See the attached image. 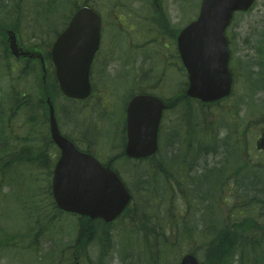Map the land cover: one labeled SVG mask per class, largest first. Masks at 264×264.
Returning a JSON list of instances; mask_svg holds the SVG:
<instances>
[{
	"label": "rangeland",
	"instance_id": "rangeland-1",
	"mask_svg": "<svg viewBox=\"0 0 264 264\" xmlns=\"http://www.w3.org/2000/svg\"><path fill=\"white\" fill-rule=\"evenodd\" d=\"M87 1L99 10L98 12H100L104 17V21L106 23L109 21L108 30L105 33L104 41L102 42L101 49L97 55L98 59L96 64L99 63V61L104 57L106 58L109 45L112 46L113 42H118L119 40H122L123 45L125 41L123 40L121 33L110 28L111 18L114 15H119L117 18L119 23L121 21L120 15L123 13L126 15V21L128 23L137 24L139 18L136 17V10L138 9L139 4L137 3V5L134 7V2H147L151 7L153 3V0ZM161 1L163 4V9L167 12V14L173 16L176 28L180 26L183 27L186 23L194 19L198 13L200 5V0ZM10 2L11 1L7 0L4 3L7 4ZM82 2H84V0L64 1L63 4L61 3V6L54 5V9L51 12L40 8H34L33 10L30 9V11H28L27 6H22V14H31L32 16L29 18L32 20L34 19L35 23L32 21L30 26H28L27 21L22 24L19 20V42L24 46H29L31 43L30 41L33 40L30 39L32 36V32L30 30L35 26L37 30L43 33L41 39L38 36L36 37V43L44 47V49L40 47L39 49L42 53L46 54L51 48L53 40L56 36V32L59 33L63 29L71 15L70 13L68 16L67 12L69 11L65 10L74 8L75 4L78 5ZM66 3L68 5H66ZM123 4H126L127 8H125ZM62 10H64L63 13ZM235 16L236 20H246L249 25L254 26V30L256 32L255 44H257L259 47L260 43L262 42L260 45V50L264 51V28L258 31L260 22H262L264 25V0H258L256 6L250 11V13L236 14ZM15 17L17 19L18 16ZM13 18L10 16L6 22H12ZM132 35L133 38L136 37L135 31L132 32ZM243 36L245 39L251 42L252 38L250 37V33H244ZM140 42L141 41H137L136 43L140 44ZM113 47L120 48L118 45H113ZM238 50L245 52L246 48L242 46L238 48ZM251 53V49H248L246 54L251 55ZM46 66L48 68V73H51L52 65L50 58H46ZM145 66L147 68V73L145 72L141 75L143 76L144 85H146L147 88H151L152 84H154V81L150 76V69L153 68V65L148 62L145 64ZM113 69L116 71L114 73L110 72V74H108L110 67L105 69V71L104 68L96 71V74L93 77V85H95L93 88L95 90L94 99L74 102L68 101L67 99L65 100L63 96L58 95L57 103L56 105L54 104L56 117L59 121L58 123L63 128L61 130L64 133L76 138L77 143L82 144L81 148L90 149L101 162H106V159L109 156L116 155V153H118L120 150L119 147L121 134H123L121 123L124 121V105L127 101V98H130V93L136 91L133 88L135 81H128L124 79L123 76L120 77L119 71L121 70L118 67H114ZM43 76L44 75L37 60H30L26 66L22 62L16 61L9 53H6L4 45H2L0 42V132L2 131V134H5L7 137V139H5L1 138L0 136L2 139L0 140V161H2L0 165H2L4 169L11 171V166H14L16 167V170L20 172V175L16 177V181L10 183H7L6 180L0 181V213H5V210L7 209L4 208L8 204L11 208L10 212L7 210L8 213L6 217L0 215V242L3 243V245H6L4 247H0V264H44L41 254L39 253L38 245H40V241L42 239L41 236L45 234L44 232H47L45 227L48 222L50 224L48 231L52 224L56 229V233L52 235V240H54L57 245L61 247L63 246L60 257L65 255L64 259H68L70 262L71 254L78 253L77 251L79 249L77 246L73 248V245H71L75 243V240L77 241L76 237L79 222V220H77L78 217L70 214L65 215L63 212L60 213L58 210H56L53 198L50 194L52 170L55 163V157H58L59 151L56 147H48V152L52 153L53 156L52 160H47L45 165L40 161L25 158L23 154L24 152L30 151L31 149L36 151L44 149L43 145L41 144V140L43 137H46L48 133V123L45 122V117H48V109L47 105L45 104L44 90L41 86ZM176 77L177 79L173 80V82H180L181 78L178 76ZM50 78H52V76ZM119 79H124V83L118 84ZM184 80L185 79H182L180 88L183 87ZM49 83H51V81H49ZM170 86L171 83L169 82L168 86H165V90H168L170 95L172 92L174 95H176V84V87H174L175 91L171 90ZM246 90H248V87L246 86L245 82L240 85H235L232 95L228 97L226 101H222L216 105L208 106L209 109L201 107L204 110L198 114V119L202 120L205 113L206 121H219V118L223 117L224 123L227 124L245 121L257 122V120L258 122H264V115L261 116V113H264V95L255 96L250 93L245 95L244 92H246ZM23 92L25 97L21 96ZM99 94H108L109 100L106 102V104L112 105L111 108H104L103 103L97 100V96ZM228 102H233L235 104L234 107L229 110L231 114H228L226 111V107L229 105L223 107L221 106L227 104ZM191 103L192 105H190V108L192 109V117L193 112L197 106L200 107V104L193 101H191ZM212 111L217 112L218 116H213ZM86 113L88 116L85 122L80 124L79 120H84V114ZM115 113H118L119 115H116ZM170 117L173 119V121L183 122L182 116L178 112L172 114ZM196 121L197 120L192 119L191 122L194 123ZM256 128L257 127L255 126L252 132L255 140L257 138ZM222 132L224 134L226 130L224 129ZM83 134H86V136L83 137ZM37 135H40L38 141ZM123 142L124 139H122L121 143ZM250 150H253V154L262 153L256 150L254 142L253 145L252 143L250 144ZM259 159L264 160V157H260L259 155L258 158L254 159V163H260ZM215 161L216 158H212V156L208 157L206 160L204 157L201 160L200 166L196 169H202L206 165L212 164ZM114 165L119 171L123 173L125 172L128 180L127 181L125 179V181L133 192V189L136 187L134 185L135 179L131 175L136 176V170H132L130 175L125 170V167L132 164L126 163L120 159ZM137 165L143 167V169H145L149 174H151V171H157V166L159 168H166L172 171L170 163L166 164L165 162H162V158L160 157L144 159L137 163ZM261 165L262 166L257 164V166L264 168V163ZM259 167L255 168V170L260 171L261 169ZM186 180L187 182L182 175L177 178L176 182L171 181L173 182L171 183L165 181L167 184L163 192H160L156 188L154 189V198L151 202V208L154 212L153 221L158 218L168 219L169 217H172L173 219L175 215L181 213V215H178V217L183 216L182 220L187 223L184 228L190 229L191 226H194L190 222L193 221L194 223V219L198 213L195 211L192 212L191 209L186 210V199H190V195H192L190 192H193L190 185V178L186 177ZM203 186L206 185L202 184L201 187ZM136 191L139 197L133 199L130 209L140 204L141 199H150L148 197V191L143 190L142 187L141 189L138 188ZM12 199H14L13 206L10 204ZM194 202L196 203V207H202L200 203L196 201ZM25 216H28L27 219ZM144 219H146V216L143 215L141 218H139V223H144L142 221ZM122 224L123 218L115 221L111 227L113 230L114 250L112 252L109 250L108 253L110 254L104 259L108 262H112V264L121 263V249L125 244ZM95 226L97 227V225ZM153 227L154 229H150V232L155 231V235L149 234V231H146V235L148 236V238H146L151 240V244H153L157 238L161 239L162 242L168 241V246L176 242V230H172L171 232L168 231L165 227V224L163 226H158L154 223ZM88 228L95 227L88 225ZM142 230H144V226ZM30 237L33 240L30 242H34L35 247H37L35 252L32 250L35 255H33L31 250H25L21 248L24 242L26 244L29 242ZM89 239L90 241L93 240L92 237ZM101 241L102 236L101 240L96 239L95 242L89 243L82 249H79L82 250L81 254L83 256H87L88 264H90V261L95 260L96 248L100 251ZM128 241L130 240L128 239ZM145 242L146 244L149 243V241ZM12 243H14L15 246L12 249H9V245ZM179 243V251H176V254L183 253L188 249L198 250L203 248V245L200 242H194L191 240L179 241ZM142 246L143 244L140 242L138 244V250H140ZM168 246L167 248L169 249ZM11 250H13L15 256H13V254L10 256ZM124 250L125 248H123L122 251ZM173 254L174 252L172 253L170 250L169 257L172 258ZM196 254L198 257H200L199 253ZM149 256L150 254H148V259ZM56 264H58L57 261ZM138 264H142L140 259H138ZM158 264H161V262L158 261ZM168 264L177 263L174 261L173 263Z\"/></svg>",
	"mask_w": 264,
	"mask_h": 264
},
{
	"label": "water",
	"instance_id": "water-1",
	"mask_svg": "<svg viewBox=\"0 0 264 264\" xmlns=\"http://www.w3.org/2000/svg\"><path fill=\"white\" fill-rule=\"evenodd\" d=\"M252 2L202 0L198 18L180 31L177 40L189 74L188 95L209 101L228 92L230 74L223 31L232 12L246 10ZM99 40L100 18L87 6L75 12L55 40L50 56L58 87L67 97L83 99L89 94V68ZM8 41L12 55L27 54L17 46L14 34H9ZM47 103L51 136L61 150L52 177V193L57 205L91 218L114 219L126 206L130 195L114 172L102 167L91 155L78 151L59 133L49 98ZM162 107L161 100L148 95L136 96L128 103L125 148L128 156L142 157L155 151V131ZM180 264L199 263L192 254H187Z\"/></svg>",
	"mask_w": 264,
	"mask_h": 264
},
{
	"label": "trees",
	"instance_id": "trees-1",
	"mask_svg": "<svg viewBox=\"0 0 264 264\" xmlns=\"http://www.w3.org/2000/svg\"><path fill=\"white\" fill-rule=\"evenodd\" d=\"M12 9L14 10L15 14L18 12L17 5H13ZM7 10H9V6L5 5L3 3V0L0 1V13ZM8 14L10 16V12ZM14 25H16V23H11L10 25L6 23H0V42L3 45L5 44V49H7V45L3 28H17L18 31V27H14ZM37 36L38 35L36 33H32L31 37L36 39ZM31 43L34 45V47H38V44L35 41L32 40ZM0 136L1 138H7L5 134H2V131L0 132ZM1 138L0 140H2ZM221 146L223 147V152H221L222 158L216 160L211 165H208L198 174V181L201 183H197L198 190L205 188L206 191L203 192L202 190L200 192H195L192 190V197L190 199H186L188 205L186 207V210L191 209L192 212L201 211L203 205L209 204L210 199L214 196H217L216 194H213L211 192L214 184L221 186V191H223L222 189L229 184L230 179L235 182L237 181L238 183H242L245 180L250 179V175L248 174V172L242 171V164L238 165L234 177H230V175L227 174L234 171V168H232L230 165V159L228 158V156H226V153L230 154L234 152V146L230 143V141H227L226 144L222 143ZM217 152L218 151H213L214 154ZM1 162L2 161H0V163ZM200 164L201 160L196 162L197 166H200ZM11 168L12 171L8 169L6 170L2 167V165H0V181L6 180L7 183L16 181V177L20 175V172H18L16 170V167L14 166H11ZM243 169H245L244 163ZM236 174L244 175L245 180L235 179ZM252 176H254V180H252V183L249 182L250 186L257 190L261 186V192L255 191L253 197H248V195H246L247 193H243L244 195L240 194L241 197L243 196V198H246L240 200V204L231 205V215L229 216L230 218L226 219V217L222 215V211L220 210L217 211L219 214H216L217 216L213 215V210L205 212L207 214V222L204 224L203 230L207 229L209 226H212L215 230L211 238L201 243L203 245V248L198 249V252L202 256L205 263L226 264V262H229L232 257V260L229 263L232 264L234 256L238 255L236 259L237 264H264V228H261L262 226L256 224V218L258 216H262L261 222H264V213L262 212L264 208V181L260 179L261 177H257L256 175ZM202 184H205L206 186L201 187ZM246 184L247 182L243 184V187H245ZM195 197H197L198 199H195ZM256 197L257 202L255 199ZM194 201L200 203L202 207H196V203ZM147 210L148 208L146 207L137 206V212L135 213H137L138 215V213L147 212ZM128 220L130 223H133L134 227H136L137 229H141L144 226V233L145 230L149 228L151 222L149 219L142 220L144 223H139L138 219L135 218H128ZM186 224V222H183L182 227ZM191 231L192 229H184L183 233L191 236ZM147 238H145V240ZM144 245L146 249L149 250V264H158V261L163 264L165 256H163L164 254L162 253L166 250L165 243H163L161 239L157 238L152 245H150L149 243L146 244L145 241Z\"/></svg>",
	"mask_w": 264,
	"mask_h": 264
},
{
	"label": "flooded vegetation",
	"instance_id": "flooded-vegetation-1",
	"mask_svg": "<svg viewBox=\"0 0 264 264\" xmlns=\"http://www.w3.org/2000/svg\"><path fill=\"white\" fill-rule=\"evenodd\" d=\"M135 5L139 4L136 10L137 18L139 21L137 24L128 23L126 21V15L121 13V21L118 23V15H114L113 28L114 29H124L126 31L122 33V38L125 40L126 45L123 47L122 44L118 47H113L116 42H113L112 46L109 45L106 58L104 57L99 61V63L94 64L95 59L97 61L98 57L94 58V75L99 69H105L110 67V70H114L115 62H118L119 66L122 68L124 79L130 81L142 80L143 76L137 72V66L146 63L158 64L171 66L177 57L175 53L174 45V26L172 25L171 16L163 9V4L161 0H153L152 7L147 2L135 1ZM124 5V4H123ZM127 8V5H124ZM127 10V9H126ZM169 10V9H168ZM129 11V10H127ZM169 23H168V21ZM118 24V25H117ZM170 24V25H169ZM103 26L107 28L109 26V21L106 23L103 21ZM135 31L136 37L133 38L132 32ZM254 26L249 25L246 20L240 21L236 26L227 31L230 37V48H231V62H232V76L234 85H239L243 83L245 75L248 77V84L251 89L252 95L260 92H264V64L260 61V53L255 47H251L252 57L245 55L244 51L238 50V48L247 45L248 42L244 40L242 34L250 32V37L254 38ZM154 34V37H152ZM148 38L154 40L152 44L148 46H138L137 41H142ZM253 44V43H252ZM233 45V46H232ZM237 47V48H235ZM246 61L247 69L244 70L243 64L241 62ZM106 65V67H105ZM152 68L150 72H152ZM166 70L161 71V76L166 75ZM109 73V72H108ZM110 74V73H109ZM152 78H159V73H151ZM251 128L250 123H246L245 127L240 126L236 131L239 139L241 141L245 140L246 143L249 141V130ZM247 159L251 154L246 153Z\"/></svg>",
	"mask_w": 264,
	"mask_h": 264
},
{
	"label": "bare ground",
	"instance_id": "bare-ground-1",
	"mask_svg": "<svg viewBox=\"0 0 264 264\" xmlns=\"http://www.w3.org/2000/svg\"><path fill=\"white\" fill-rule=\"evenodd\" d=\"M44 92L45 94L47 95H52L53 91H54V86H53V83H48L47 85L44 86ZM170 106L173 107V108H176V106H185V108L187 109V111H191V108L189 107V104L187 102L183 103V102H177L175 100H172L170 101ZM162 129H165L164 125L160 126ZM194 145L197 149L199 150H202L204 149L205 147H207V142L205 139H198V140H195L194 141ZM211 151H221L223 152V147L221 145H218L217 143L215 142H212L211 143V147H210ZM178 150V147L176 146L175 142L172 141L170 142L169 144H167V151L173 155L177 152ZM203 163V162H202ZM98 229L103 231L105 230L106 228H104L103 226H99L97 228H87L86 229V232L83 233L82 235V238H93V240L90 242H95L96 239H97V233H98ZM146 231H149V234H151L150 230L149 229H146L145 230V233ZM31 239V237H30ZM41 243H45L50 250L53 249L54 247V241L53 240H47L44 236H42V239H41Z\"/></svg>",
	"mask_w": 264,
	"mask_h": 264
}]
</instances>
